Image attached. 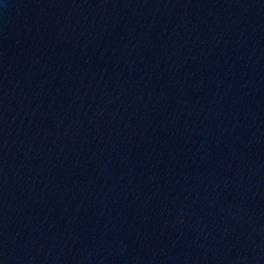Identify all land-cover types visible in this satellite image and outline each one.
<instances>
[{
	"label": "water",
	"instance_id": "95a60500",
	"mask_svg": "<svg viewBox=\"0 0 264 264\" xmlns=\"http://www.w3.org/2000/svg\"><path fill=\"white\" fill-rule=\"evenodd\" d=\"M0 264H264V0H0Z\"/></svg>",
	"mask_w": 264,
	"mask_h": 264
}]
</instances>
